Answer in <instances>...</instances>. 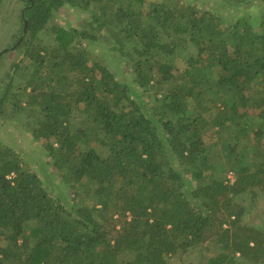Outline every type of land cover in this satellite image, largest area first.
Wrapping results in <instances>:
<instances>
[{"label":"trees","instance_id":"obj_1","mask_svg":"<svg viewBox=\"0 0 264 264\" xmlns=\"http://www.w3.org/2000/svg\"><path fill=\"white\" fill-rule=\"evenodd\" d=\"M24 1L14 45L30 63L1 75L0 118L27 116L59 182L0 142V264H264V224L241 204L264 193V8L247 11L264 0H224L236 20L193 3ZM66 5L94 9L85 29L54 23ZM195 248L212 253L191 261Z\"/></svg>","mask_w":264,"mask_h":264},{"label":"rangeland","instance_id":"obj_2","mask_svg":"<svg viewBox=\"0 0 264 264\" xmlns=\"http://www.w3.org/2000/svg\"><path fill=\"white\" fill-rule=\"evenodd\" d=\"M153 2H170L174 5L178 3H193L201 10L215 12L218 16L227 17L229 20H236L237 17L243 14L241 13L243 10H236L224 0H145L144 4L136 3L134 7L139 10H148ZM25 4L26 1L24 0H4L0 9V52L3 51L2 53L5 54L0 64V77L4 71L6 72L7 69H12L11 65L17 61H20L23 66H28L30 63L28 58L23 57L25 47L17 46L18 43L14 45L23 27V9ZM263 8V3L261 1H256L252 7L245 10L255 17H259L260 15L262 16ZM93 13L94 9L85 11L72 5H66L59 9L54 18V23L61 26L70 25L69 28L80 32L91 22ZM97 33L100 34L99 32ZM104 33L105 32L100 34V41L95 42L94 45L92 44L91 48L97 54L98 60L113 65L115 62L112 60L113 56L108 50L109 42L107 39H110V37L107 32L106 34ZM53 36L54 35L51 33L50 38H53ZM196 51V47L191 44L188 49L179 50L178 54L175 56L176 66L180 68V70H183L187 66V57L190 54H195ZM22 59L23 62L21 61ZM17 73L23 74L22 70ZM155 91L156 89L152 92ZM149 97H151V95ZM40 141H35L33 135L29 131L27 116H21V118L16 120L0 118V142L15 148L24 161H29L35 169H38L40 165H42V161L46 162L48 164L46 167L47 175L45 176L48 179L47 183L48 185L49 182L54 184L59 182V178L57 174H55V167L50 163L51 158L45 154L43 147L39 146V144L42 145ZM35 142L37 144H35ZM241 198V204L244 205L246 211L243 217L244 221L250 224H264V193L260 191L255 197H253L250 192L244 193L241 195ZM209 253H212V251H208L205 248H195V250L190 253L189 260L198 261L200 259H205L208 257ZM125 257L130 259L133 257V253H125ZM184 257L185 255L183 258ZM171 262L172 264H180L181 261L177 257L172 259Z\"/></svg>","mask_w":264,"mask_h":264},{"label":"built area","instance_id":"obj_3","mask_svg":"<svg viewBox=\"0 0 264 264\" xmlns=\"http://www.w3.org/2000/svg\"><path fill=\"white\" fill-rule=\"evenodd\" d=\"M228 179H229V181H230L231 183L235 180V176H234L233 172H230V173L228 174Z\"/></svg>","mask_w":264,"mask_h":264},{"label":"water","instance_id":"obj_4","mask_svg":"<svg viewBox=\"0 0 264 264\" xmlns=\"http://www.w3.org/2000/svg\"><path fill=\"white\" fill-rule=\"evenodd\" d=\"M26 24H27V22H26Z\"/></svg>","mask_w":264,"mask_h":264}]
</instances>
